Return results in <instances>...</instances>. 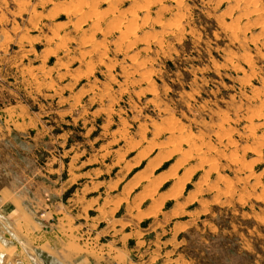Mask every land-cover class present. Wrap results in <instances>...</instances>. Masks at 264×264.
<instances>
[{"label":"rangeland","instance_id":"374dc122","mask_svg":"<svg viewBox=\"0 0 264 264\" xmlns=\"http://www.w3.org/2000/svg\"><path fill=\"white\" fill-rule=\"evenodd\" d=\"M71 1L0 0V264H264V0Z\"/></svg>","mask_w":264,"mask_h":264},{"label":"bare ground","instance_id":"6f19581e","mask_svg":"<svg viewBox=\"0 0 264 264\" xmlns=\"http://www.w3.org/2000/svg\"><path fill=\"white\" fill-rule=\"evenodd\" d=\"M120 1H121V3H122V1L123 0H72L71 1V5L68 7L71 11H72V13L71 14H73V12H74V14H78V15H80V17H82V19H83V21L86 23L87 22V20H89V18H91V20L93 19L95 22L94 23H98L99 21H101L100 19H101V15H100V13H101V11H102V13H104V14H106V16L107 15H111V13H109L110 11L112 12V19H113V22H112V20H110L111 21V23H115L116 25L115 26H113L112 28H110L109 29V33H110V31H113V29H116V28H118L119 30H120V32H121V37L122 36H124V34H125V32L123 31V30H121V20H123L122 18H120V15L118 14V10L116 9L117 8V4H118V2L120 3ZM59 3V2H58ZM102 3L105 5L104 6V8H102L101 9V5H102ZM66 8V7H65ZM68 8H67V10H68ZM133 8V7H132ZM133 10V9H132ZM131 10V11H132ZM134 11V10H133ZM109 13V14H108ZM131 13V12H130ZM36 14V13H35ZM124 14V13H123ZM122 15V14H121ZM135 16V15H134ZM127 18V17H126ZM132 18V17H131ZM135 18V17H134ZM132 20V24H133V19H131ZM109 21V22H110ZM126 22V21H125ZM135 22V21H134ZM93 23V24H94ZM131 23V21L129 22V24ZM171 23L172 22H170V23H168L167 25H165L166 27H169V26H172L171 25ZM101 25V24H100ZM96 26H97V24H96ZM98 26H99V23H98ZM106 26V29H108L109 27H111L109 24H107V25H104V27ZM109 26V27H108ZM126 26V25H125ZM129 26H131V24L129 25ZM174 26V25H173ZM172 26V27H173ZM133 27V26H132ZM125 28H127V27H125ZM99 29L100 30H104V29H102V27L101 26H99ZM169 29H170V27H169ZM107 31V30H106ZM95 33V32H94ZM104 33H105V31H104ZM59 36V35H58ZM130 36V35H129ZM92 37V36H91ZM127 37H128V34H127ZM59 38H61V37H59ZM93 38V37H92ZM126 38V37H125ZM87 39V38H86ZM138 39V38H137ZM88 40V42H90L91 40H89V39H87ZM84 42H86L85 40H84ZM88 42H86V43H88ZM263 109V108H262ZM182 132H184L183 130H182ZM178 136H180V134H178ZM182 137V136H181ZM180 137V138H181ZM180 138H178L179 139V142H180ZM184 138V137H183ZM186 140H187V136H186ZM184 141H185V139H184ZM181 142H183V140L181 141ZM237 158V157H236Z\"/></svg>","mask_w":264,"mask_h":264},{"label":"crops","instance_id":"0c3cea01","mask_svg":"<svg viewBox=\"0 0 264 264\" xmlns=\"http://www.w3.org/2000/svg\"><path fill=\"white\" fill-rule=\"evenodd\" d=\"M105 6V5H104ZM103 8V7H102ZM86 42H88V40L86 41Z\"/></svg>","mask_w":264,"mask_h":264}]
</instances>
